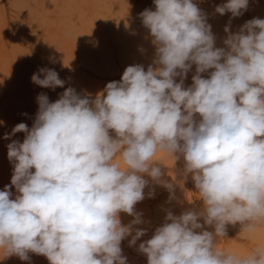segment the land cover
<instances>
[{"label": "clouds", "instance_id": "obj_1", "mask_svg": "<svg viewBox=\"0 0 264 264\" xmlns=\"http://www.w3.org/2000/svg\"><path fill=\"white\" fill-rule=\"evenodd\" d=\"M154 4L140 14L155 45L147 70L126 67L94 99L72 87L55 102L41 93L32 127L19 123L5 134L25 133L22 143L7 145L13 172L0 191L5 257L127 264L121 242L131 237L133 246L146 234L136 227L144 220L135 206L154 198L156 186L172 193L163 162L153 159L161 152L173 164L183 156L203 207L167 212L138 246L147 264H264V245L244 256L216 247L229 225L249 235L264 226V19L246 21L235 33L226 26L225 47H216L208 16L193 0ZM247 8L248 0H227L215 11L236 18ZM31 80L53 90L65 85L46 67ZM120 213L132 221L122 224Z\"/></svg>", "mask_w": 264, "mask_h": 264}, {"label": "rangeland", "instance_id": "obj_2", "mask_svg": "<svg viewBox=\"0 0 264 264\" xmlns=\"http://www.w3.org/2000/svg\"><path fill=\"white\" fill-rule=\"evenodd\" d=\"M193 2L207 14L217 38L216 47H225L226 26L235 33L246 21L264 19V0H248L247 11L236 18L231 13L220 15L215 11L227 0ZM145 9L155 10L154 0H0V191L11 185L13 172L7 145L12 140L22 143L25 133L17 132L9 139L4 136L19 123L32 127L39 94L44 93L50 102H55L65 88L72 87L81 96L94 99L107 83L120 81L126 67L141 64L147 70L153 64L155 45L140 16ZM42 67L54 69L65 81L64 88L53 90L34 84L31 77ZM211 71L201 75L209 78ZM193 75L195 65L184 80L185 88L192 85ZM110 135L115 133L110 130ZM153 159L163 162L160 167L164 179L172 185V193L156 186L154 198H145L135 206L144 220L136 227L146 229V234L133 246H129L131 237L121 242L127 264H147V257L138 251V246L163 225L168 211L180 215L203 207L192 174L184 172L183 156L174 164L171 157L161 152ZM145 178L148 179L146 174ZM11 192L12 198L18 195L14 186ZM120 219L127 225L133 217L120 213ZM227 233L216 245L219 250L244 256L264 245V226L249 235L241 232L239 224L229 225ZM29 256L30 260L24 262L15 255L5 257L0 249V264H49L42 255L29 253Z\"/></svg>", "mask_w": 264, "mask_h": 264}, {"label": "bare ground", "instance_id": "obj_3", "mask_svg": "<svg viewBox=\"0 0 264 264\" xmlns=\"http://www.w3.org/2000/svg\"><path fill=\"white\" fill-rule=\"evenodd\" d=\"M24 261V260H23ZM17 262V261H16ZM25 262V261H24Z\"/></svg>", "mask_w": 264, "mask_h": 264}]
</instances>
